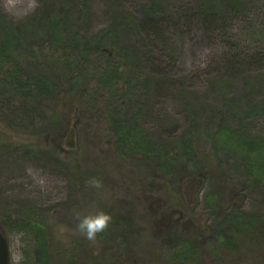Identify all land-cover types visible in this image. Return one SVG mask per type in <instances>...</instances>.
<instances>
[{
    "label": "trees",
    "instance_id": "16d2710c",
    "mask_svg": "<svg viewBox=\"0 0 264 264\" xmlns=\"http://www.w3.org/2000/svg\"><path fill=\"white\" fill-rule=\"evenodd\" d=\"M162 1L114 0L116 8L111 12L110 23L92 35H82L75 28L76 12L87 8V0H41L34 13L21 20L4 22L0 16V112L20 122L27 118L29 124H33L28 133L29 143L24 144V157L55 163L75 187L90 185L99 190L106 179L100 178L97 170L85 167L89 152L84 158L71 156L65 151L63 142L71 120L68 109L73 111L76 105L77 112L79 105L82 119H89L87 110L90 107L104 112V107L110 108L107 122L110 136L114 137L111 148L115 159L128 165L135 162L133 165L137 168H152L148 182L163 194L157 200L159 218L154 222V228H158L159 221L163 222L161 229L170 235L182 225L181 219L169 224L170 221L162 220L163 212L170 211L171 205L179 211L186 208L177 202L175 194L178 191L171 188L166 173L172 174V183L183 175L198 173L216 185L233 180L220 163L201 151L199 138L203 129L214 145L219 144L231 153L226 167L238 181L233 187L225 186L228 194L235 191L255 196L264 206V148L260 151L264 143L253 135L250 139L244 136L249 131L247 120L255 118L259 111L264 112V56L258 48L246 50L232 42V32L236 30L234 24L247 20L245 17H248L252 0ZM258 26L264 30V17ZM190 33L219 46V61L223 67L214 69L209 87L229 89L239 76L238 68L258 75L261 86L248 85L235 107L224 109V114L212 109L204 117L207 120L204 127L199 126L197 119L206 112L205 104L191 98L184 101L190 123L180 131L179 119L155 123L154 100H159L164 90L177 89L174 88L176 78L167 72L165 61L177 58L175 48L170 45ZM130 35L131 41L125 40ZM236 58L241 61L238 63ZM136 95L138 101H135ZM233 100L229 99L230 103H234ZM134 103L136 110L131 113ZM150 115L154 124L146 123ZM35 118L40 120L37 126L31 122ZM214 120L217 124L211 132ZM151 131L161 139L150 137ZM227 146H232V150ZM11 149H17L15 142L0 143V155ZM165 165L168 169L162 168ZM159 172L163 175L157 176ZM217 192V201L206 195L209 214L213 216V222L218 220L216 225H200L194 221L187 229L193 237H188L187 231L179 228V232L185 233L181 234L182 244L175 255L178 264H203L208 256L214 257L211 253L215 247L221 249V258H226L225 263L219 259L217 264H238L246 250L264 244V222L258 212L235 211L227 201L224 202L225 195ZM114 208L109 207L108 211H114ZM23 214L11 228L30 236L36 264H81L79 254L74 257L75 262L66 263L54 254L52 248L56 245L49 240L50 230L38 210L28 209ZM4 221L1 225L5 229L6 218ZM113 230L119 234L134 232L131 218L118 212L114 221L95 232L94 237L108 236ZM199 245L204 247L200 254ZM120 254L123 264L128 263L127 252ZM88 258H91V264H102L99 256Z\"/></svg>",
    "mask_w": 264,
    "mask_h": 264
},
{
    "label": "rangeland",
    "instance_id": "374dc122",
    "mask_svg": "<svg viewBox=\"0 0 264 264\" xmlns=\"http://www.w3.org/2000/svg\"><path fill=\"white\" fill-rule=\"evenodd\" d=\"M40 1L0 0V16L4 22L21 20L34 13ZM166 1L168 0L162 2ZM113 2L114 0H87L85 3L87 8L80 13L76 12L78 21L75 28L82 35H92L106 27L110 23L111 12L116 8ZM252 2L250 10L247 12L248 17H245L247 20L234 24L236 30L232 32V42L236 46L245 47L246 50L258 48L260 55L264 56V30L258 26L261 18L264 17V0H252ZM132 36L126 37L125 40L130 39L131 41ZM178 39L179 41L175 45H170L172 49L175 48L177 58L165 61L167 72L176 78L174 88L177 89L162 91L164 95L159 100H154V117L157 121L150 115L146 119V123L151 121L150 123L154 124L155 121L157 124L158 121L179 119V130H184L190 123L189 111L184 108V101L191 98L197 99V102L206 106V112L204 111L197 119L200 122L199 126L204 127L205 121H207L204 117L208 116L212 109L224 114V109L236 105L235 102L239 96L245 94L248 85L260 88L261 81L258 75L253 76L244 68H238L239 76L235 81H232L229 89L224 90L221 86L209 87L214 69L223 67L222 62L219 61V46L203 41L193 33ZM128 43L130 44L129 41ZM234 60L238 63L241 61L239 58ZM190 95L195 98L189 97ZM232 98L235 99L234 103L229 101ZM135 101H138V95H136ZM135 105L136 103L130 109L131 113L136 110ZM77 108V112L76 105H74L73 111L68 109L71 120L69 119V132L63 146L65 151L74 157L81 155V158H84L89 152L90 156L85 167H89L93 171L97 170V175L106 179L99 190L93 189L90 185L75 187L69 182L65 172L55 163L38 162L24 157L22 155L25 150L24 144L29 143L28 133L33 124L30 125L27 118L20 122L13 116L0 112V143L13 141L17 148L0 155V230L9 244L10 264H36V254L30 236L11 228L15 224L14 221L22 217L25 210L28 209L38 210L42 220L47 224L48 230H50L48 238L54 246L56 245V248H52L54 254L59 255V258L65 263L72 262L74 257L79 254L81 264H91V258L88 257H93V255L99 256L102 264H123V255L120 254L123 252H127L130 257L128 263L125 264H178L179 260L175 255L182 244L181 234L185 233L179 232V228L182 227V230L187 231L188 237H193L190 235V230L187 229L193 225L194 221H198L200 225H216L218 220L213 222V216L209 214L206 195H210L211 199L217 201V191H220L219 194L225 195L224 202L227 201L233 210L243 209L247 212H258L264 222V206L262 207L258 203L255 196L237 194L235 191L232 192L233 194H228L225 186L233 187L238 181L226 167L227 161L232 158L231 153L219 144L214 145L203 129L199 138L201 151L208 153L212 161L220 163L221 168L227 170L229 178L233 180L228 179V182H222L223 184L219 182V185H216L213 180L206 181L198 173L192 176L183 175L182 178L179 177L172 183V174L166 173L167 180L173 186L170 187L178 191L175 194L177 202L184 205L186 209L179 211L178 208L171 205L170 211L163 212L162 220L170 221L169 224L181 219L180 224L182 225L176 228L175 233L169 235L166 230L161 229L164 223L160 221L158 228L155 229L154 222L159 218V201L157 200H160L163 194L154 190L148 182L149 170L152 168H141L140 166L137 168L136 165H133L135 162L128 165L115 159V153L111 148L114 137L110 136L107 122L109 117L107 111L110 108L104 107L106 111L104 112L103 109H98L95 106L90 107L87 110L89 119H82L79 114L81 106L77 105ZM262 112L259 111L255 115L256 117H253L254 120H247L249 121V126L247 125L249 131L244 135L245 138L250 139L254 136L264 143V112ZM39 121L35 118L31 122L37 126ZM216 124L217 120H214L211 132L215 130ZM154 132L151 131V134ZM151 134L150 137L154 140L161 139L157 133ZM227 147L232 150V146ZM263 148L261 147L260 151ZM162 168L168 169V166L165 165ZM161 175L163 172L157 174V176ZM239 178L244 179V177ZM155 192H158L159 195ZM109 207L116 208L114 211L113 209L108 211ZM118 212L131 218L134 232L119 234L118 231L113 230L109 232L108 236L88 237L87 222L90 219L101 213H106L110 217L108 222L114 221ZM5 218L7 227L4 229L2 225L5 223ZM116 224L121 226V223ZM161 224L163 225L161 226ZM114 234L115 237H113ZM118 234L119 236H116ZM158 236L159 239H157ZM256 246L258 248L246 250L245 255L238 259V264H264V244ZM202 248L204 249L199 245V254ZM215 249L211 253L214 257L208 256L202 262L203 264H217L219 259L225 260L223 263L226 262V258H221V249L219 247H215Z\"/></svg>",
    "mask_w": 264,
    "mask_h": 264
},
{
    "label": "clouds",
    "instance_id": "9594fccd",
    "mask_svg": "<svg viewBox=\"0 0 264 264\" xmlns=\"http://www.w3.org/2000/svg\"><path fill=\"white\" fill-rule=\"evenodd\" d=\"M110 217L106 213H101L97 217L90 219L88 224V232L87 235L89 238L94 237L95 232L102 230L106 225ZM20 259V257H17Z\"/></svg>",
    "mask_w": 264,
    "mask_h": 264
},
{
    "label": "water",
    "instance_id": "95a60500",
    "mask_svg": "<svg viewBox=\"0 0 264 264\" xmlns=\"http://www.w3.org/2000/svg\"><path fill=\"white\" fill-rule=\"evenodd\" d=\"M11 254L6 237L0 230V264H10Z\"/></svg>",
    "mask_w": 264,
    "mask_h": 264
}]
</instances>
